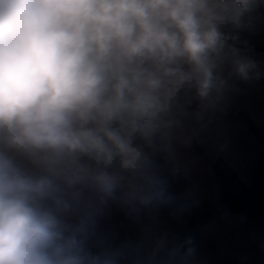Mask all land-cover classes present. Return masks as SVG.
Segmentation results:
<instances>
[{"label":"clouds","instance_id":"9594fccd","mask_svg":"<svg viewBox=\"0 0 264 264\" xmlns=\"http://www.w3.org/2000/svg\"><path fill=\"white\" fill-rule=\"evenodd\" d=\"M253 7L0 0V264H121L132 246L98 231L101 208H187L155 158L252 78ZM189 244L161 234L147 264H183Z\"/></svg>","mask_w":264,"mask_h":264},{"label":"crops","instance_id":"0c3cea01","mask_svg":"<svg viewBox=\"0 0 264 264\" xmlns=\"http://www.w3.org/2000/svg\"><path fill=\"white\" fill-rule=\"evenodd\" d=\"M253 4L252 27L241 33L255 63L252 78L233 77L220 110L203 128L189 133L190 143L173 140L169 150L155 158L176 203L187 208L178 217L171 215L175 205L141 210L128 224L111 227L106 235L114 245L132 246L121 264H147L153 241L161 234L180 243L191 240L187 247L194 251L183 264H222L227 252L243 255L247 264H264V250L257 243L264 239V187L254 178L264 149V0ZM215 159L225 161L251 188L243 204L221 207Z\"/></svg>","mask_w":264,"mask_h":264},{"label":"trees","instance_id":"16d2710c","mask_svg":"<svg viewBox=\"0 0 264 264\" xmlns=\"http://www.w3.org/2000/svg\"><path fill=\"white\" fill-rule=\"evenodd\" d=\"M241 117L252 126L250 119L243 113ZM213 167L220 183L219 202L222 208L238 206L244 203L246 196L251 191L242 183L236 173L222 159H215ZM254 178L262 187H264V149L259 159V162L254 171ZM132 215L128 214V210L119 204L110 203L107 207L101 208L100 212L95 215L98 231L106 232L113 226L128 224ZM258 245L264 250V239L257 241ZM222 264H247L245 257L239 253L227 252L222 260Z\"/></svg>","mask_w":264,"mask_h":264}]
</instances>
